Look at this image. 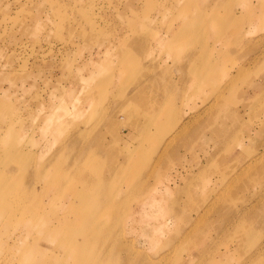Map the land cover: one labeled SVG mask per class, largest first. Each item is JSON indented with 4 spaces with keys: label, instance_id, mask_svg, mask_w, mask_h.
I'll return each instance as SVG.
<instances>
[{
    "label": "rangeland",
    "instance_id": "obj_1",
    "mask_svg": "<svg viewBox=\"0 0 264 264\" xmlns=\"http://www.w3.org/2000/svg\"><path fill=\"white\" fill-rule=\"evenodd\" d=\"M202 1L0 0V147L27 153L15 160L0 155V168L16 171L7 176L4 167L0 181L12 184L9 203L23 196L22 208L51 221L61 193L64 205L72 202L68 218L74 226L60 228L59 258L51 264H121L114 250L107 252L113 234L119 255H131L123 264H154L184 223L185 232L161 264H218L219 256L235 264L256 250L246 264H264V175L253 169L220 193L236 163L264 152V95L255 96L264 83V55L256 66L239 70L257 52H246V43L262 47L258 20L264 14L251 8L258 15L243 23L248 31L239 44L237 32L220 35L209 26L225 14L233 17L231 10H248L247 0H224L209 21L188 8ZM204 62L213 64L216 81L231 76L236 87L243 85L228 108L243 128L231 116L216 119L230 125L229 134L190 124L162 150L157 143L163 133L202 113L211 100L204 81L191 75ZM133 92L139 105H124ZM80 149V159L96 165L78 176L67 165ZM128 155L130 165L119 167ZM43 171H49L47 179ZM190 172L194 176L184 185ZM243 208L250 209L241 224L249 234L238 253L231 235ZM5 211L0 209V264H31L20 254L31 249L32 235L9 222ZM88 212L89 239L83 228ZM251 218L259 222L252 225ZM225 221L229 229L217 233ZM206 250L218 263L199 256Z\"/></svg>",
    "mask_w": 264,
    "mask_h": 264
},
{
    "label": "bare ground",
    "instance_id": "obj_2",
    "mask_svg": "<svg viewBox=\"0 0 264 264\" xmlns=\"http://www.w3.org/2000/svg\"><path fill=\"white\" fill-rule=\"evenodd\" d=\"M224 2V0H210L209 2H206L204 0V2L202 1L200 6H189V10L193 11L196 15H201L204 14V18L209 16L208 21L212 20L215 17V14L218 12V8L221 6V4ZM245 5L247 6L248 10L246 11H236V10H231V14L233 17L230 16H226V14L224 15L225 18L223 19V21H214L210 26H209V30L213 33H217L220 35H230V34H234L237 32V35L239 36V44L240 41L243 39L244 37V33H247V26H244L243 23H250L254 17H257L258 14H254L253 13V9L251 10L252 7H255L258 10H261V12H259V14L263 13L264 14V3L263 4H259L257 0H247ZM224 9L225 11L228 10L229 5L227 3H225L224 5ZM176 17H179V14L176 15ZM232 24V25H230ZM258 24L264 28V21L262 22L261 19L258 20ZM264 35V34H263ZM234 46H229L227 49H232ZM245 47V51L246 52H255L257 51L254 55L250 56V54L247 57L246 60V64L245 66H240L239 70L242 71L247 68V69H251L249 67L251 66H256L258 64V62H260L262 56L264 55V42L262 44V47H256L254 46H249L247 43L244 46ZM240 49L242 48L241 46L239 47ZM194 63H199L198 60H196ZM213 67L212 63H205L204 62V68L201 67H197L195 68V72L191 73V75L194 77V79H202V81H204V87H206L208 89L209 95H211V100L209 103H207L206 105H204V107L202 108V113H197L198 115L193 117L192 119H189L185 122L180 121L179 123H177L179 120H177L176 127L175 129H173L172 132L169 131V133H163V135L160 137V139L158 140L157 143V147H160L162 149V147L164 148V150L169 147L172 146L173 141L177 142V139L182 135V134H186L187 131L189 130V125L190 124H194L197 125V130H204L207 131L209 133H220L221 135L225 134V133H230V125L229 124H224L222 123H217L216 119H225L228 116H231L234 120V123H237L238 129L243 128V123L241 121V119H238V116H235L236 114L230 112V110L228 109L229 107H231L232 105H234L235 102V97L239 91V87L243 86L242 84H240L239 86H235L236 84L233 82L234 79L231 78V76H229L226 80L222 81H216L215 79V70ZM245 73V72H244ZM154 79V75L152 76V78L148 79V83L152 82ZM264 82V80H263ZM248 83V82H247ZM262 90L259 92L258 95H255L256 98L259 99V97H261V95H264V83H262ZM205 90V89H204ZM248 91V90H247ZM257 94V93H256ZM138 94L133 92L130 95H128V97L126 99H123L122 102L124 103V105L126 106H138L139 105V99H138ZM236 110V109H235ZM261 111V110H259ZM259 111H255L254 113H260ZM202 115H204L203 120L201 121L200 118H202ZM201 116V117H200ZM222 116V117H221ZM147 121V119H146ZM174 121V120H173ZM174 123V122H173ZM170 124V123H169ZM171 126V124H170ZM174 126V125H172ZM149 128V127H148ZM147 126H145L142 130L139 131H143L145 132L147 129ZM173 128V127H170ZM256 129V128H255ZM259 130V129H258ZM237 131V130H236ZM237 135V132H236ZM74 141V140H73ZM263 145V144H262ZM5 147L2 145V147H0V155L4 156L5 154H10L8 157L9 160L11 159H16L17 157H23L26 154H23V151L21 148H11V149H4ZM219 149H222L221 146L219 147ZM219 149H215L213 151V153L211 155L208 156V159H210L213 155L216 154V151ZM16 150V151H15ZM103 150H106V152H108V149L104 148ZM163 150V149H162ZM84 150H76V153L74 155H72V160L70 163H68L67 165V169H69L70 171H73L74 174L77 173L78 176H81L83 174V172H85L86 167H91L94 169V165H96V163H93L92 161H82L80 158V156H82V152ZM23 154V155H22ZM248 155V154H247ZM240 156V155H239ZM131 157L132 156H127V160L125 161V164H123V162H121V164L119 165V167L126 165L129 166L130 161H131ZM238 158V157H237ZM237 158H233L232 160H236ZM7 165H4L0 168L3 169L4 167H6ZM6 170H9L8 172L5 171L6 175L9 176L11 173H16V171L14 170V168L7 166ZM258 168V172L261 175H264V152L260 153V154H251L249 155L247 158H243L242 161H240L238 164H235V168L231 169V172L229 175H227L225 181H223V186L221 187V191L220 193H225L226 191H228V189L233 186L234 183H236L238 180H240L247 172L253 170V169H257ZM201 168H199L200 170ZM43 177L45 179H47V177L49 176V171H43ZM109 172H111V169H109ZM105 173H107L108 175V171L106 172V170H104L103 174L101 173L102 177H104ZM188 175H190L185 181H184V185L189 181L192 180L193 178V173H187ZM94 175V174H93ZM92 175V176H93ZM36 174L33 176L35 177ZM22 177V176H21ZM81 179V178H78ZM20 179H18L19 181ZM21 185L23 188H25V186L22 184ZM24 182V181H23ZM183 185V187H184ZM33 186H36V184H33ZM12 188V184L7 181V178L5 181H0V207H3L4 209L0 208L2 211L6 210L5 212L7 213L6 215V219L11 222V223H17V225H23L25 226L24 228L30 232V234L32 235V239H33V245L31 247V249H29L28 251H24L22 252L21 258L22 259H26L29 257L28 262L30 261L31 264H51V262L53 261H57L58 260V255L56 253V251L60 248L59 242L56 240V238H59V231L61 227H67V226H74V223H72V220L68 218V214L70 211V208L72 206V202L69 201L68 204L64 205L62 203V200L64 199V193H61L60 196H58L57 198V203L55 204V207H53V209L50 212V216L53 218V220L51 221L48 215H42L40 212H36V211H28L27 207L22 208V204H23V196L20 195H14L12 202L9 203V199L8 196L6 195V193H9V191ZM202 185H197L196 186V190L201 189ZM263 192H264V185L262 188ZM12 192V191H11ZM10 192V193H11ZM72 194H76V190L74 189V192H72ZM264 194V193H263ZM260 196V195H259ZM258 196V197H259ZM264 198V196H262ZM49 199H51V197L49 196ZM6 200V202L4 203L3 201ZM176 205V204H175ZM10 206V207H9ZM177 206V205H176ZM56 209H59L56 212ZM143 209V208H141ZM42 211H44V209H41ZM178 210V209H177ZM111 210L107 209V212H109ZM250 209L247 208H243L240 210L239 212V216H236V222L234 223V225H237V231H234V233H232L231 237H233L235 239L234 241V249L233 251L238 252V253H244L243 249L247 246L246 245V239L248 238V234H249V230L248 227H244L242 226V218L243 215H246L247 213L250 214ZM88 217L91 215L90 212L87 213ZM110 214H113V211L110 212ZM260 217L264 216V213H259ZM87 217V218H88ZM247 218V217H246ZM252 221V225L257 224L259 221H256V219L253 220V218H251ZM227 222V221H225ZM228 223V222H227ZM92 224L90 222V217L89 220L84 224L83 228H86L87 231V239L90 238L91 235V228H92ZM224 224V223H223ZM226 224V223H225ZM230 224L228 223L227 225L223 226V229H221L222 227H216L217 233L223 231L225 232L227 229H229ZM262 226V225H261ZM260 226V227H261ZM187 228V225L184 223V225H182L179 230H178V237L175 239L174 242H178L181 238V235L185 232ZM257 228V226H256ZM264 229V227L262 228V230ZM73 233H69L68 237L71 236ZM108 239H110V247L107 250V252H112L114 250V254L120 256L121 259V264H123L122 262H126L129 259H131V255L129 253L123 254V255H119V251L115 250V247L118 245L117 244V236L116 235H111L110 237H107ZM264 238V237H263ZM171 240V239H170ZM174 242H172V244H168L167 248L164 249V251L159 255V258L157 259V261L154 264H161L162 262L166 261V258H169L172 254V245L174 244ZM119 246V245H118ZM258 250L253 251L250 255L245 256V258H241L239 259L235 264H246L248 262H251L253 257L257 255ZM221 254V253H220ZM208 250H206L205 252L201 251L199 253V256L204 257V258H208V263H218V261H220L218 264H227L225 263L226 260L223 261V258L221 256H219L218 261H216V258H210L208 256ZM138 257V256H137ZM143 258V257H142ZM222 262V263H221Z\"/></svg>",
    "mask_w": 264,
    "mask_h": 264
}]
</instances>
